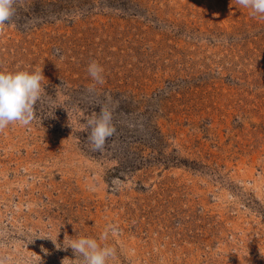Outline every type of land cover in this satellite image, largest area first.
Instances as JSON below:
<instances>
[{
  "label": "rangeland",
  "instance_id": "374dc122",
  "mask_svg": "<svg viewBox=\"0 0 264 264\" xmlns=\"http://www.w3.org/2000/svg\"><path fill=\"white\" fill-rule=\"evenodd\" d=\"M40 67L37 118L0 130L5 264H76L78 235L113 247L108 264H264V17L237 0H19L0 68ZM104 103L116 132L93 151L77 118Z\"/></svg>",
  "mask_w": 264,
  "mask_h": 264
},
{
  "label": "clouds",
  "instance_id": "9594fccd",
  "mask_svg": "<svg viewBox=\"0 0 264 264\" xmlns=\"http://www.w3.org/2000/svg\"><path fill=\"white\" fill-rule=\"evenodd\" d=\"M18 2L19 0H0V32L14 22ZM237 3L250 9L252 15L264 17V0H237ZM87 72L94 82L88 91L93 92L96 85L104 84L105 69L98 61L92 60L87 65ZM44 80L42 67L16 70L0 68V130L12 123L27 126L37 118L36 106L40 105L44 97H49L45 94ZM106 99L111 100L110 96ZM49 107L50 114L47 115L51 116L53 115L52 109L55 107ZM99 107L98 113L94 112L86 117L78 116L77 123L83 125L81 131L88 133L87 139L92 150L102 152L108 138L115 134L116 126L114 108L109 107L108 103L101 104ZM82 118L85 123L80 122ZM109 231L115 232L116 229L113 227L106 230L103 235L105 240H107ZM63 246L73 250L76 264H108L109 259L115 255L113 247L107 244L102 245L97 238L90 235H78ZM0 264H5L4 258H0Z\"/></svg>",
  "mask_w": 264,
  "mask_h": 264
}]
</instances>
